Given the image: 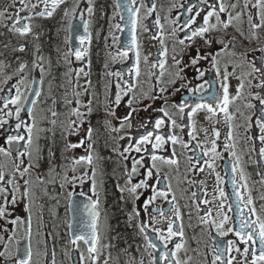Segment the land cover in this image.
<instances>
[{
	"label": "snow or ice",
	"instance_id": "snow-or-ice-1",
	"mask_svg": "<svg viewBox=\"0 0 264 264\" xmlns=\"http://www.w3.org/2000/svg\"><path fill=\"white\" fill-rule=\"evenodd\" d=\"M250 3L251 0H244L242 9H249ZM62 5L64 6L63 17L68 20L67 31L70 36L66 38L65 43L69 44V47L63 53H60L59 49L57 52L62 56L63 62L68 65L65 75L71 77L74 72L76 80L79 81L81 74L90 77V73L85 71L84 67L74 70L71 67L72 57L75 58V61H84L89 55L93 40L91 26L95 8L94 0H87V7L83 9L81 0H73L71 6H68L69 0H8L3 7H0V22H5L2 26L21 38L33 35L39 39L40 33L37 30L42 27V24L38 21L53 18ZM177 7L184 9L187 18L181 23L179 15L174 19L164 17L165 21L171 25L168 35L174 41L171 49V63H169V49L165 43L164 24L161 23V17L157 12L156 0H148L147 3L144 0H115L113 19L119 16L123 25L121 23L111 25L108 36L104 37L106 55L102 73L104 79L103 124L105 129L111 132H124V135H120L118 139L127 138V146L123 147L122 151L119 148L113 149L123 160H129L130 156L126 154L133 151L137 154L142 152L147 154V157L140 155L138 159L131 158V167L129 168L127 165L124 167L125 183L123 186L117 185V187L122 194L127 192L133 202L139 200L140 195L143 194L139 192L140 189H150L151 196L143 202V210L147 213L149 206L158 198L167 201L169 193L172 192L170 183H165L164 189H158L149 181L154 180L156 184L162 181L167 182L169 180L167 175L161 177L162 166L170 168L174 166L176 170H179V156L183 155L184 151L193 153L186 157L187 171L196 169L203 172L206 166L215 173L217 184L223 183L220 173L215 170L216 161L223 158L222 154L217 151V140L221 133L217 128L212 127L211 136L213 138L207 140L211 146H205L203 142L197 140L194 119L200 112L206 113L205 119L208 121L223 114L228 125L226 142L223 147L225 151L232 149L229 154L235 158L231 164L232 197L231 202L227 204L228 211L233 212L234 217L223 211L225 201L229 200V196L223 188H218L220 204L217 216L219 219L212 216L211 208L205 209V215L200 217L201 223L216 231V237H210L212 239L211 259L209 261L205 256L203 264H264V217L257 211L252 190L248 185V178L240 166V157L234 151L237 144L232 123L236 119L237 113L244 117L243 143L249 146L250 151H257L255 141L258 140L261 145L258 155L264 159V0H255V3L251 4L252 8L258 10L256 13L259 17L258 23L254 22L253 14L250 11L247 13L250 28L252 30L261 29L259 35L256 31L251 33L252 38L261 44L260 47L252 49V51H259L262 55L248 60L247 54H243L245 63L250 70L240 76L235 75L238 65L233 66L232 71H229V65L225 64L221 70L219 59L229 44L235 46L236 37L232 36L226 42L227 33L225 36L217 35L221 27L225 30L228 29L233 25V21H239L244 15V12L241 11L233 16L229 11V8L236 9L238 4L226 5L224 0H212V2L210 0H194V2L189 0L186 7L183 2L179 5L172 4L169 12ZM141 9H144L143 15H141ZM85 12L88 15L87 19H85ZM125 13L127 19H125ZM153 13L156 15L152 24L157 31L152 39H158L163 50L158 49L156 60L150 63L148 56L142 57L137 32L140 28L145 32L149 31V27L144 21L149 20ZM222 13L226 14V19H222ZM77 17L80 23L74 24L73 21ZM213 17L215 23H212ZM126 29L128 38L122 40L116 33H124ZM236 31L240 32L241 36L244 35L239 28ZM178 33H183V36L181 37ZM96 35L98 37L99 32ZM71 36L75 37L78 45L71 46ZM109 37H111V44L107 43ZM217 44L221 47L214 51ZM17 50L25 52L26 45L21 44ZM39 52V45H36L32 66L33 69H39L42 85L46 69L44 57L39 55ZM129 60L131 63L127 67L112 70V65L118 63L123 65L125 61ZM205 61L211 63L215 74L214 79H205L207 71L203 68ZM87 63L90 65L91 61L89 60ZM51 64L52 61L49 58L48 70H50ZM25 68H27V64L21 62L15 74L23 73ZM190 70L194 73V79L200 82H194L189 78ZM142 77H146L147 82L151 84L147 91L142 87ZM230 77H235L238 81L234 95L230 93ZM11 79V75L6 76L2 83L7 85ZM25 80L26 77L21 75L20 79L7 90L0 88V93H5L0 95V135L4 138V144L0 145V156L4 158V161L0 162V247L3 249L0 250V258H3L4 264H41L39 259L34 260V256H42V264H56L55 251L53 250L49 255L46 241L43 242L44 251L42 253L34 252L32 247V208L36 193L31 174L34 167L38 166L40 159L39 133L52 129L37 126L34 114L37 99L30 100L20 88V85L25 84ZM69 82L71 83V80ZM32 83L35 84L36 81L33 80ZM91 86L90 78L85 80V85L77 83L73 85L72 99L65 98L66 105H71V108L65 120L60 124L61 137L64 140L62 154L71 153L76 148H83L85 154L78 157L65 155V159L70 160L71 164L65 168L61 176L60 187L74 185L77 181L81 186L86 181L90 182L91 195L88 196V203L84 204V209L89 216L88 231H73L70 243L77 249L79 242H83L87 246V257L81 251L79 264H84L86 259L90 260L91 264H109V261L113 259L111 253L109 252L105 258L102 248H111L112 245H101L99 230V188L102 187L103 181L101 180L98 184L97 175L98 162L102 157L95 151L97 141L94 139V133L98 134V129L93 127L89 119L93 113L96 94L93 91L86 102L80 99L82 94H89ZM113 87L115 91H113ZM77 88H82L83 93L77 91ZM13 89H15V94H12ZM182 93L186 94L182 95ZM30 95L39 98L41 91L39 89L30 90ZM174 97L176 99H173ZM237 101H243L244 107L250 109L251 113L245 116L238 106L235 108V112L230 111V107L236 106ZM253 101L258 103H253ZM25 105L30 106L25 108ZM53 105H55V101H53ZM121 107L124 111L122 114H118L117 109ZM49 111L51 113L49 123L55 128L59 113L54 107ZM22 112L30 118V122H25L21 115ZM142 113H147V118L142 117ZM153 114L156 115L153 116ZM13 118L14 124L10 123ZM114 121L118 126L113 123ZM134 122H137L138 128L143 129V132L138 133L135 138L125 131L133 128ZM216 123H219L218 119ZM6 125L7 127H5ZM253 126L259 132L256 136L251 134ZM185 128L189 129L186 133L189 137L188 141H185L180 135V133H184ZM203 132L207 138L209 129L205 127ZM81 133L83 135L76 143L68 139L69 136H80ZM192 141H197V143L190 147ZM13 145H15L14 151ZM177 146L183 151L178 153ZM197 149L200 151L197 152ZM165 152L168 154H161ZM147 161H150V164ZM77 166L85 168L79 176L75 174ZM142 169L143 171H141ZM49 171H54V169L50 167ZM69 171L72 175H69ZM238 171L239 181L242 183L237 181ZM260 175L262 176L260 183L264 184V172ZM134 176L141 177L139 182H133ZM35 183L44 184L45 181L37 176ZM190 183L196 182L191 181ZM200 183L203 184V181ZM79 195L85 196L86 193L81 191ZM196 195L195 192L192 193L193 197ZM72 196L73 193L69 192L68 199L75 210L78 205L72 201ZM175 200L176 196L173 194L172 200L168 201L170 207L167 211L160 207L152 209L154 214H158L164 219H167L168 212L175 210L174 219L168 220L166 234L161 228L153 227L152 231L155 233L153 239L146 233L148 227L146 222L141 221L138 225L139 232L145 241L144 252L149 258L147 264H190L192 257L181 260L178 255L181 250L186 251V242L184 241V226L182 223H177L181 220V214L179 208L173 204ZM260 200L264 201V195L260 196ZM203 203L209 204L211 201L204 200ZM19 207H23V210L29 213L26 220L16 214ZM196 207L199 208V205ZM260 212L264 213V204L260 205ZM139 216L140 212L136 207H133L129 214V222ZM38 218L42 219V217ZM150 219L156 222V215H152ZM20 228L24 229L29 243L23 251L19 248L18 243L14 249L10 250V245ZM69 229H73L72 224H69ZM230 234L234 238L226 239ZM175 237H180V240L175 241ZM170 243L173 244L172 248H169ZM137 250L139 251V248ZM124 252L127 253V249ZM128 264H137V262L135 258H132ZM138 264H145V260L141 258Z\"/></svg>",
	"mask_w": 264,
	"mask_h": 264
},
{
	"label": "flooded vegetation",
	"instance_id": "flooded-vegetation-1",
	"mask_svg": "<svg viewBox=\"0 0 264 264\" xmlns=\"http://www.w3.org/2000/svg\"><path fill=\"white\" fill-rule=\"evenodd\" d=\"M8 0H0V7H3ZM145 3L148 0H144ZM185 3V7L189 0H156L157 12L161 17V23L164 24V33H165V43L169 49V63H171V49L173 47V38L168 35L171 25L165 21L164 17L167 16L169 19H174L176 16H180L181 23L186 19V14H184V9L179 7L174 8L169 12V8L172 4L179 5L180 3ZM194 2V0H191ZM212 2V0H210ZM73 3V0H69V5ZM226 5L231 3H237L238 7L236 9L229 8V11L233 16L237 12H244V15L239 21H233V25L228 29H223L221 27L220 31L217 33L219 36H227L225 40L227 42L232 36L236 37L235 46L232 44L228 45V48L221 53L220 56V67L223 70L225 64L229 65V71H232V67H236V76H240L244 73H247L250 69L245 63L244 55L247 54V59L252 60L256 57L261 56L262 54L259 51H252L261 46L256 39H253L251 36L252 31H256L259 35L261 29L252 30L247 20V13L250 11L253 14L254 22H259V17L256 15L257 9L252 8L251 4L255 3V0H251L249 4V9L243 10L242 5L244 0H224ZM94 16L92 17L93 23L91 26V31L93 33V40L90 46L89 55L85 58L84 61H75V58L72 57L73 63L71 67L75 70L80 67H84L85 71L90 73V77H85L83 74L80 75L79 81L76 80L75 73L73 72L71 77L65 75L68 70V65L63 62L62 56L58 54L57 49L60 50V53H63L69 47V44L65 43L67 37L70 36V33L67 31L68 20L63 17V5L61 9H58L57 13L53 18L38 21L42 24V27L38 29L40 35L39 39H36L33 35L28 37L21 38L16 34H13L8 31V28L3 27L2 24L5 22H0V88H5L7 90L12 84H15L17 80L20 79V76L23 75L26 77L25 84L20 85L21 91L25 96L31 99H37V104L34 109V114L36 116L37 126L44 129H52L51 131H45L39 133L40 139L38 145L40 148V159L38 166L34 167L32 170L31 178L34 181V191L36 193V199L32 208V247L34 252H43L44 251V241L47 242V247L49 250V255L54 250L56 254V264H79V253L82 251L87 257V246L83 242H79V248L70 243L72 232H87V224L89 222V216L87 211L84 209V204L88 203V196L91 195L89 188L90 182L86 181L83 186L79 182H75L74 185H65L64 188L60 187L62 183L61 176L65 168L70 166L71 161L65 159V155L69 156H80L84 155L83 148L73 149L71 153L62 154L64 148V140L61 137V128L60 124L65 120L67 113L70 111L71 105H66L65 98L72 99L73 85H85V80H91V88H89V94H82L80 99L82 101H87L90 98L91 93L94 91L96 94V100L93 104V113L89 117L91 123L95 129H98V134L94 133V139L97 141L95 144V151L102 159L98 162V175L97 180L98 184L102 180V187L99 188L100 191V221H99V230L101 234V245L111 244V248H102L103 256L106 258L111 253L112 260L109 261V264H128V262L135 258V261L138 264V261L143 258L145 264H147L148 256L144 252L145 241L143 235L140 234L138 225L141 221H144L148 224L146 228V233L149 237L155 238V233L152 231L153 227L161 228L165 231L168 220L174 219V211L167 213V219L161 218L158 214H154L152 209L155 207H160L167 211L170 207L168 201L172 200V195L176 196V200L173 201L180 211L181 220L177 223H182L184 226V241L185 250H181L178 254L181 260H186L188 257H192L190 264H203L205 256L210 261L211 259V245L212 239L210 237H216L215 229H209V226L201 223L200 217L205 215V209L211 208V214L214 218L219 219L217 216L218 206L220 204V199L218 198V188H223L224 191L228 194L229 200L225 201L224 212H227L229 216L234 217V213L228 211L227 204L231 202L232 197V184H231V174H228V171L231 172V164L234 162L235 158L232 157L229 153L232 151H225L223 145L226 142L225 137L228 132V125L225 121L223 114H220L218 117H214L211 121L205 119L206 113L200 112L195 116L196 121V132L197 140L203 142L207 147L211 145L208 144L207 140L213 138L211 136L212 127L217 128L221 135L217 140V151H219L223 158L216 161V172L220 173V176L223 179V183L217 184L215 173L211 172L206 166L203 172H200L196 169L187 171V161L186 157L193 155L190 151H184L183 155L179 156V170L176 168L162 166L161 168V177L167 175L169 180L167 182L162 181L159 184H156L154 180L149 181L158 189H164L165 183H170L172 186V192L168 195V200L163 198H158L152 205L149 206L147 213L143 210V202L151 196V190L140 189L139 192L143 193L140 195L139 200L133 202L128 193H121L117 185L123 186L125 183L124 167L127 165L131 167L132 160L131 158L138 159L140 155L147 157L146 153H135L134 151L126 154L130 156V159L125 161L119 154L114 151V148H119L121 151L123 147L127 146V138L121 140L118 139L120 135H124V132H111L106 130L103 124L104 121V79L102 73L104 72V61L106 55L105 49V40L104 37L108 36L110 26L116 23L123 22L120 20L119 16H114V5L115 0H94ZM18 6V5H17ZM139 6V4H137ZM87 7V0H81V8ZM11 11V10H10ZM144 9H141V15H143ZM24 15V13H21ZM85 19L88 18L87 12L84 13ZM156 13H153V16L149 20L144 21L148 25L149 31L145 32L142 28L138 29L137 36L141 44V54L143 56H148L149 62H154L157 58V50L161 48L158 39H152V36L156 33L157 29L153 26L152 21L155 19ZM222 19H226V14H221ZM199 22V19H198ZM74 24H79V18L73 21ZM212 23H215V18H212ZM239 28L240 31L244 33L243 36L240 35V32L236 31ZM115 31L114 29H112ZM82 32L83 29L81 28ZM97 32L99 36L97 37ZM116 35L120 36L122 40L127 39V30L124 33L117 32ZM181 37L183 33H178ZM108 44H111V37L108 38ZM21 44L26 45L25 52H19L17 49ZM71 46L78 45V41L75 40L74 36H71L70 40ZM36 45H39L40 52L39 55L44 57V67L46 72L43 77V84L40 83L41 74L38 68L33 69L32 61L35 59V48ZM220 45H215L214 51L220 49ZM178 50V49H177ZM132 55L131 53L129 54ZM49 58L52 61L50 70L48 65ZM91 61L88 65L87 61ZM23 62L27 64L23 73L19 75L17 70L19 64ZM131 61H125L122 64L112 65L111 68L113 71L118 70L122 67H127ZM144 65L142 64V68ZM203 68L206 71L205 79H214V70L212 69L211 63L205 61L203 63ZM158 72V70H157ZM12 76V79L8 81V84L5 85L2 83L3 79L6 76ZM189 78L193 79L194 82V73L189 71ZM35 80L36 83L33 84L32 81ZM71 80V83L69 82ZM230 82V93L235 94V88L238 84V81L235 77L229 78ZM142 87L147 91L151 84L147 82L146 77H142ZM41 91V96L36 98L33 95H30V90ZM77 91L83 93L82 88H77ZM113 91H115L113 87ZM5 93H0L4 95ZM12 94H15V89H13ZM186 93H182L185 95ZM127 99V98H125ZM173 99H176L175 97ZM55 101V105H53ZM253 103H258L253 101ZM30 105H25V108ZM240 108V111L245 114V116L251 113L250 109L244 107L243 101H237L236 106L230 107V111L235 112L236 107ZM55 108L59 113L57 118V125L55 128L49 123L51 119L50 109ZM83 111V109H81ZM124 111L123 107L117 109L118 114H122ZM25 122H30V118L25 114L21 113ZM147 113H142L141 116L147 118ZM156 114H153L155 116ZM219 120V123H216V120ZM255 120V117H253ZM14 118L10 123L14 124ZM117 124V122H113ZM234 129V136L236 138L235 142L237 147L234 149L237 155L240 157V160L244 164L245 171L247 172L248 185L252 190V196L255 202L258 213L264 217V213L260 212V205L264 204V201L260 200V196L264 195V184H261L260 181L262 176L260 173L264 172V159H261L258 155V149L261 146L258 140L255 141V146L257 151H250L249 146L243 143V134L245 124L244 117L240 116L239 113L236 114V119L232 122ZM118 126V124H117ZM7 127V125L5 126ZM207 127L209 129L208 137H205L203 128ZM133 138L137 137L138 133H142L143 129L138 128L137 122H134V127L131 129H126ZM188 128H185L184 133H180L182 138L185 141L189 140L187 136ZM251 134L256 136L259 134L258 129L253 126L251 129ZM72 135L68 139L76 143L82 137ZM197 141H192L190 147L194 146ZM4 144V138L0 135V145ZM13 151L15 150V145L12 146ZM51 150V151H50ZM170 151V149H169ZM183 150L177 146V152L180 153ZM200 149H197L199 152ZM167 155L168 153H161ZM4 161V158L0 156V162ZM51 162V163H50ZM150 164V161H147ZM27 163V161H26ZM53 168L54 171H49ZM199 167V166H198ZM85 170L84 166H77L76 175L79 176ZM143 171V169L141 170ZM69 175L72 173L69 171ZM39 176L45 181L44 184H36V177ZM140 176H134L133 182H139ZM195 181L196 183H190ZM203 181V184L200 182ZM237 181H239L237 174ZM242 183V182H241ZM83 191L86 193L85 196H80L79 193ZM243 191V189H241ZM73 193L72 201L75 202L78 207L74 210L68 199V193ZM195 192L196 197L192 196V193ZM123 196V198H121ZM247 194L245 193V197ZM204 200H209L211 203L204 204ZM199 205V208L196 206ZM133 207H136L140 212V216L136 219L129 222V214L132 212ZM17 215H20L22 219H27L29 213L23 210V207L17 209ZM156 215V222H153L150 217ZM42 217V219L38 218ZM254 218V217H253ZM69 224L73 225V229H69ZM231 222L229 223L230 226ZM39 233V235H37ZM234 237L230 234L226 239H233ZM175 241H179L180 237H175ZM18 243L19 248L23 251L29 241L25 235L23 228H20L16 232L15 239L10 245V250L14 249ZM173 244H169V248H172ZM242 247V246H241ZM139 248V251L137 250ZM127 249V253L124 250ZM0 250H3L0 247ZM143 254V255H142ZM39 259L41 264L43 262V257L34 256V260ZM239 259V257H238ZM0 264H4L3 258H0ZM84 264H91V261L86 259Z\"/></svg>",
	"mask_w": 264,
	"mask_h": 264
},
{
	"label": "rangeland",
	"instance_id": "rangeland-1",
	"mask_svg": "<svg viewBox=\"0 0 264 264\" xmlns=\"http://www.w3.org/2000/svg\"><path fill=\"white\" fill-rule=\"evenodd\" d=\"M240 166L244 169L245 175L247 177V172L245 171V167H244V164L242 163V161H241ZM237 174H238V178H239V171L237 172Z\"/></svg>",
	"mask_w": 264,
	"mask_h": 264
},
{
	"label": "water",
	"instance_id": "water-1",
	"mask_svg": "<svg viewBox=\"0 0 264 264\" xmlns=\"http://www.w3.org/2000/svg\"><path fill=\"white\" fill-rule=\"evenodd\" d=\"M125 19H127V14L125 13ZM127 30V29H126Z\"/></svg>",
	"mask_w": 264,
	"mask_h": 264
}]
</instances>
